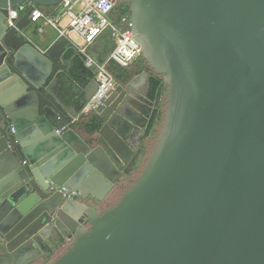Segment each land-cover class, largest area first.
I'll list each match as a JSON object with an SVG mask.
<instances>
[{"label":"water","instance_id":"1","mask_svg":"<svg viewBox=\"0 0 264 264\" xmlns=\"http://www.w3.org/2000/svg\"><path fill=\"white\" fill-rule=\"evenodd\" d=\"M63 1L0 0V244L12 257L36 251L27 264L51 254L56 233L74 241L53 264H264V0H114L130 5L133 36L169 94L146 166L104 213L89 201H104L140 155L131 133L139 113L151 116L152 74L106 94L96 146L60 127L38 90L74 120L82 111L61 100L46 53L8 46L7 18ZM85 77L81 107L100 84Z\"/></svg>","mask_w":264,"mask_h":264},{"label":"trees","instance_id":"2","mask_svg":"<svg viewBox=\"0 0 264 264\" xmlns=\"http://www.w3.org/2000/svg\"><path fill=\"white\" fill-rule=\"evenodd\" d=\"M26 6V9L20 13L19 18L16 21L17 26L11 28L8 33L7 44L10 48L19 49L22 47L29 42V30L34 28V32L36 33L37 29L41 26L40 23L39 26H33V22L30 18L33 7L29 3H27ZM59 7L60 5H39L37 8L48 15L55 16L58 13ZM110 18L118 27L123 29L129 28L131 18L130 5L120 1L115 3ZM103 42L102 44L109 48L108 53L100 55L90 47L86 48L85 52L82 53L68 37L61 36L46 53L55 65L53 76L59 72V76L63 81L60 91L61 100L66 105H75L78 111H82L84 108L80 105L82 92L78 84L86 81L87 77H85V75L89 78L97 73V70L95 71L92 67L86 66L87 59L85 60L83 58L84 55L93 58L98 64L106 63V68L112 74L114 80L124 86H126L134 77L145 71L152 74L148 98V102L152 107L151 116L147 123L140 155L125 168L121 179L104 201H89V204L99 213H104L106 209L115 206L122 199L128 189H130L138 180L159 138L165 119L169 94V86L165 82V76L163 74L155 73L154 69L142 55L132 64L121 66L114 60L108 61L109 53L113 51L115 46L111 31L105 32ZM63 56L66 60L71 61L69 66L64 65L62 59ZM68 69L70 70L69 72L67 71ZM38 92L41 97L42 109L49 105L61 113L60 127L73 128L89 144H91V146H96L98 133L103 124L98 113L94 111L83 112L81 117L74 121V119L70 117L57 101L45 90V88L38 90ZM87 226L89 227L90 224L87 223ZM52 241L55 248L58 249L57 252L53 253L51 257L43 258L38 264H53L61 255L66 253L69 247L73 244V241L67 242L65 239L61 238L58 233L54 234ZM7 257L8 252L5 245L0 244V263Z\"/></svg>","mask_w":264,"mask_h":264},{"label":"built area","instance_id":"3","mask_svg":"<svg viewBox=\"0 0 264 264\" xmlns=\"http://www.w3.org/2000/svg\"><path fill=\"white\" fill-rule=\"evenodd\" d=\"M26 5L9 11L7 23L10 28L17 26L16 21L20 13L26 9ZM114 7V0H64L57 15H48L39 8L33 7L30 18L35 23L43 21L44 24L56 28L62 34L67 30L76 32L84 41L85 48H80L82 53L106 31H111L115 46L108 61L114 60L121 66H128L142 55L141 46L133 36L131 22L127 29L113 23L110 15ZM12 12H15V16L11 15ZM39 31H42V26L39 27ZM93 65L97 66L96 77L100 83L99 89L83 108L82 113L91 111L98 113L103 105V98L116 83L112 74L107 70L106 63L98 64L93 58L87 57L86 66L92 67ZM50 190L54 193H63L68 199L76 198L80 194L79 191L54 183L51 184Z\"/></svg>","mask_w":264,"mask_h":264},{"label":"crops","instance_id":"4","mask_svg":"<svg viewBox=\"0 0 264 264\" xmlns=\"http://www.w3.org/2000/svg\"><path fill=\"white\" fill-rule=\"evenodd\" d=\"M39 23L42 26V31H39V29H37V32L35 33L34 28H31L28 32V39H29V42H31L36 47H38L42 52L47 53V51L50 49V47L61 36L68 37L77 48H79V49L85 48L83 39L76 32L71 31V30H67V31H65V33L62 34L56 28H54L50 25L44 24L43 21H40ZM39 23L33 22V26H35V27L39 26ZM78 37L81 38V42H78V39H77ZM104 37H105V33L100 38H98L92 45L89 46L91 49H93L94 51H96L100 55L106 54L109 51V48L102 44ZM89 47H86V48H89ZM110 53H109V55H110ZM63 57H62V59H63ZM64 59H63V63H64ZM67 61H69V60H67ZM69 62L71 64V61H69ZM64 65H66V64L64 63ZM69 65H66V66H69ZM54 67H55V65H54ZM139 86L142 87L143 86L142 83L139 84ZM149 105H150L149 102H147V100H145V103L143 104L145 111H147L149 109V107H150ZM139 115H140V119L135 122V128L133 129V131L131 133V146L136 152L141 151V147H142L143 140H144L145 133H146L147 123L149 120L148 114L139 113ZM135 159L136 158L133 157L132 162Z\"/></svg>","mask_w":264,"mask_h":264},{"label":"flooded vegetation","instance_id":"5","mask_svg":"<svg viewBox=\"0 0 264 264\" xmlns=\"http://www.w3.org/2000/svg\"><path fill=\"white\" fill-rule=\"evenodd\" d=\"M143 110H144V107H143ZM85 226L88 227L87 224H85ZM61 238H63V237H61ZM63 239H65L67 242H71V241H74V236H69L68 238H63ZM45 244L49 247L51 254L46 255V252L42 251L41 253H43V256L41 258H39L38 260H35L31 263H28V264H38L39 261H41L43 258L51 257L53 255V253L57 252L58 249L55 248L52 240H51V242L45 241ZM34 256H36V251L34 252V251H32V249H29V250L18 249L15 252L14 257H12L11 255L8 254V257L3 259V261L0 264H27V262H29Z\"/></svg>","mask_w":264,"mask_h":264},{"label":"rangeland","instance_id":"6","mask_svg":"<svg viewBox=\"0 0 264 264\" xmlns=\"http://www.w3.org/2000/svg\"><path fill=\"white\" fill-rule=\"evenodd\" d=\"M77 39H78V42H81V38L78 37Z\"/></svg>","mask_w":264,"mask_h":264},{"label":"clouds","instance_id":"7","mask_svg":"<svg viewBox=\"0 0 264 264\" xmlns=\"http://www.w3.org/2000/svg\"><path fill=\"white\" fill-rule=\"evenodd\" d=\"M11 15L15 16V12H12Z\"/></svg>","mask_w":264,"mask_h":264}]
</instances>
